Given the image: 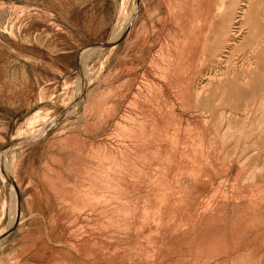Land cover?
Masks as SVG:
<instances>
[{"label":"rangeland","instance_id":"1","mask_svg":"<svg viewBox=\"0 0 264 264\" xmlns=\"http://www.w3.org/2000/svg\"><path fill=\"white\" fill-rule=\"evenodd\" d=\"M241 6L0 0V246L15 181L35 262L264 264V0Z\"/></svg>","mask_w":264,"mask_h":264},{"label":"crops","instance_id":"2","mask_svg":"<svg viewBox=\"0 0 264 264\" xmlns=\"http://www.w3.org/2000/svg\"><path fill=\"white\" fill-rule=\"evenodd\" d=\"M122 42L117 44L113 48L112 56L117 53L118 49L120 48ZM41 216L42 219L45 218L44 214L42 213H30L25 214L21 211V220H19L18 224L11 229L3 239L0 248L3 250L5 247H11V252L14 253H21L22 255L18 256V262H14L13 264H41L38 262H35L34 258L31 257L32 254H28V247L32 245V240L34 236H36L35 227L32 225V222L34 220V217ZM24 217V218H23ZM48 234V242L50 243L51 239ZM35 244H38V241L35 240ZM42 246V245H40ZM30 256V257H29ZM29 257V258H28ZM40 262V260H38Z\"/></svg>","mask_w":264,"mask_h":264},{"label":"bare ground","instance_id":"3","mask_svg":"<svg viewBox=\"0 0 264 264\" xmlns=\"http://www.w3.org/2000/svg\"><path fill=\"white\" fill-rule=\"evenodd\" d=\"M242 1V6H241V10L239 11V19H237L234 23L236 24V23H238L239 25H237L236 26V28H241V26H242V23H241V21H246V19H249V17H251L252 16V14H255V8H256V3L257 2H259V0H241ZM209 8H211V7H209ZM137 9V8H136ZM206 11H207V14H209L210 13V9L208 10V8L206 9ZM208 11H209V13H208ZM213 11V10H212ZM222 11V10H221ZM135 13H137L136 11H135ZM212 13V12H211ZM130 14V13H129ZM206 14V15H207ZM217 14H219L218 12H217ZM216 14V15H217ZM231 15H229V18H227V19H224L223 18V20H221L222 22L224 21V23H226L227 21L229 22V20L231 21V17H232V13H230ZM135 15V14H134ZM127 16V15H126ZM133 16V15H132ZM213 14H212V18H213ZM210 17H211V15H210ZM237 17V16H236ZM236 17H234V18H236ZM207 18V20L209 19L208 17H206ZM245 19V20H244ZM127 21H129L128 19H126ZM202 21V26L204 27V26H207V25H209V24H207L206 23V20H205V17L204 18H202L201 19ZM210 20V19H209ZM127 21H126V23H127ZM122 23V22H121ZM125 23V24H126ZM209 23V22H208ZM219 23V22H218ZM221 23V22H220ZM233 23V22H232ZM124 24V23H123ZM222 24V23H221ZM228 24V23H227ZM119 25V24H118ZM117 25V26H118ZM214 25V24H213ZM220 25V24H219ZM120 26V25H119ZM202 26H201V28H202ZM210 26H211V24H210ZM120 28H126V26L125 27H120ZM222 28V27H221ZM115 32V31H114ZM121 32H122V30H121ZM116 34V33H115ZM112 36H114V35H112ZM223 36V35H222ZM229 39H230V41H229ZM228 39V41H229V43H228V46H227V49L228 48H231V46H230V44H233V42L231 41V40H235V38H229ZM88 55V54H87ZM110 55V54H109ZM85 58H86V56H85ZM224 59V58H223ZM87 67V66H86ZM198 89V92H197V94H198V97H199V95H201V87H198L197 88ZM152 93V92H151ZM138 114V113H137ZM136 114V115H137ZM38 115V114H37ZM228 115V114H227ZM142 116V115H141ZM38 117V116H37ZM222 117V116H221ZM226 117V116H225ZM39 119V118H38ZM228 119V118H227ZM208 120V119H207ZM30 121V120H29ZM28 121V122H29ZM142 121V120H141ZM209 121V120H208ZM32 122V125H33V121H31ZM222 123H224V122H222ZM28 126V125H27ZM224 126V125H223ZM131 128V127H130ZM231 128V127H230ZM229 128V129H230ZM26 129V128H25ZM25 129H24V131H25ZM135 130V129H134ZM38 131V130H37ZM131 131H133V130H131ZM224 131V130H223ZM19 133V132H18ZM33 133V132H32ZM22 134H24V132H22ZM31 134V133H30ZM19 136H20V134H18ZM29 135V134H28ZM28 135H26V136H28ZM17 136V135H16ZM22 136V135H21ZM18 137V136H17ZM23 137V136H22ZM15 139V138H14ZM225 139V138H224ZM16 140V139H15ZM124 155V154H123ZM244 166V165H243ZM12 167V166H11ZM15 167V166H14ZM10 170H11V168H10ZM9 172V171H8ZM11 174H12V172H11ZM9 176V175H8ZM96 178V177H95ZM13 180V179H12ZM107 184H109V183H107ZM115 188V187H114ZM13 190L15 191V189L13 188ZM12 192V196H13V200L15 201L14 203V205L15 206H18V197H17V194H16V192ZM102 198V197H101ZM101 198H98V199H100L101 200ZM96 199V198H95ZM94 199V200H95ZM100 200H99V202H100ZM13 202V201H12ZM17 208V207H16ZM110 209V208H109ZM102 211V210H101ZM119 225H120V223H119ZM93 238V237H92ZM90 256H91V254H90Z\"/></svg>","mask_w":264,"mask_h":264},{"label":"water","instance_id":"4","mask_svg":"<svg viewBox=\"0 0 264 264\" xmlns=\"http://www.w3.org/2000/svg\"><path fill=\"white\" fill-rule=\"evenodd\" d=\"M141 0H138V4H140ZM129 31V26L126 28V30L124 31V33L117 39L115 40L111 45L110 44H105V43H92L91 45H89L88 47H107V46H114V45H117L119 44L123 39L124 37L126 36V34L128 33ZM39 139V138H37ZM35 139V140H37ZM14 185H15V188L17 190V193H18V211H17V219H16V222L18 223V220H19V217H20V214H21V197L19 195V189H18V185L17 183L14 181L13 182Z\"/></svg>","mask_w":264,"mask_h":264}]
</instances>
